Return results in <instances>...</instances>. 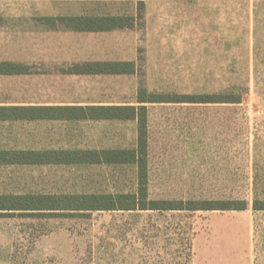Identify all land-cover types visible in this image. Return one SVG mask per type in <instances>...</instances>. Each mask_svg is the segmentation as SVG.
Segmentation results:
<instances>
[{"label":"rangeland","instance_id":"rangeland-1","mask_svg":"<svg viewBox=\"0 0 264 264\" xmlns=\"http://www.w3.org/2000/svg\"><path fill=\"white\" fill-rule=\"evenodd\" d=\"M167 2L164 27L145 30L141 2L63 1L95 13L139 4L134 73L104 87L118 93L96 97L140 106L144 91L230 102L145 103L148 196L162 208L95 209L109 202L61 195L136 193L134 163L7 168L8 190L59 195L0 214V264H264V209L255 208L264 206V0ZM137 140L135 119L0 122V142L18 148H130ZM207 200L245 208H169Z\"/></svg>","mask_w":264,"mask_h":264},{"label":"crops","instance_id":"crops-1","mask_svg":"<svg viewBox=\"0 0 264 264\" xmlns=\"http://www.w3.org/2000/svg\"><path fill=\"white\" fill-rule=\"evenodd\" d=\"M63 1L72 0H0V63H9L4 70L0 67V107L132 105L110 97H96L115 93L104 87H110L112 80V87L118 88L117 78L124 80L125 75L132 73L82 72L78 69L97 62H135L137 56L133 46L142 42L139 33L142 27L139 28L137 23L139 4H132L133 9L128 12L95 13L93 8L79 9L63 5ZM140 1L144 2L143 28H163L164 24L158 20L167 14L168 0H135ZM108 16L124 17L130 25L109 30L92 28L94 17ZM79 22L89 25L79 26ZM126 34L130 36L128 40ZM13 120L18 119L0 118L3 123ZM137 144L138 140L130 148L58 149L18 148L0 142V214L23 209L16 206L39 205L34 199H56L59 195L15 193L12 185L8 190L7 168L12 173L15 165L108 164L81 159L78 152L131 149Z\"/></svg>","mask_w":264,"mask_h":264},{"label":"trees","instance_id":"trees-1","mask_svg":"<svg viewBox=\"0 0 264 264\" xmlns=\"http://www.w3.org/2000/svg\"><path fill=\"white\" fill-rule=\"evenodd\" d=\"M144 6V2L140 1ZM94 30H109L113 28L130 25L128 19L120 16L94 17L92 19ZM126 22V23H125ZM9 63H0L1 70L5 69ZM132 62H97L86 64L78 69L82 72L100 73H133ZM184 100L168 99L163 95L157 98L147 97L144 91H139L138 100L144 103L140 106L134 105H112V106H89V107H0V118L15 119H137L138 120V144L131 149H107L102 151H80L81 159L89 158L92 162L108 163H134L138 167V191L136 193H117V194H89L82 196H70L77 199H106L109 203L94 206L95 209H157L158 202L149 199L148 194V111L145 103L147 102H230L223 100L215 95H185ZM89 156V157H86ZM63 198H66L63 197ZM150 204V205H149ZM230 201L207 200L202 205H195L193 201L179 206H171L170 209H243L245 206L236 207ZM256 209H264V206L255 204Z\"/></svg>","mask_w":264,"mask_h":264}]
</instances>
